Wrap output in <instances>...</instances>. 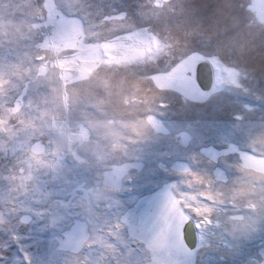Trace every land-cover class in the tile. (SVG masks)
I'll return each mask as SVG.
<instances>
[{
	"label": "rangeland",
	"instance_id": "1",
	"mask_svg": "<svg viewBox=\"0 0 264 264\" xmlns=\"http://www.w3.org/2000/svg\"><path fill=\"white\" fill-rule=\"evenodd\" d=\"M0 264H264V0H0Z\"/></svg>",
	"mask_w": 264,
	"mask_h": 264
},
{
	"label": "snow or ice",
	"instance_id": "2",
	"mask_svg": "<svg viewBox=\"0 0 264 264\" xmlns=\"http://www.w3.org/2000/svg\"><path fill=\"white\" fill-rule=\"evenodd\" d=\"M190 222V218L184 219L181 223H169L168 220H165V223L161 229V234H165V231L169 235H178L181 241H184L185 235H186V228L188 223ZM196 227H199V225H196ZM184 247L187 248L186 242L184 243Z\"/></svg>",
	"mask_w": 264,
	"mask_h": 264
},
{
	"label": "water",
	"instance_id": "3",
	"mask_svg": "<svg viewBox=\"0 0 264 264\" xmlns=\"http://www.w3.org/2000/svg\"><path fill=\"white\" fill-rule=\"evenodd\" d=\"M204 71L206 72L205 78H204L205 82L207 84H209L211 81V78H210V73L207 70V67L204 68ZM187 229H188V235H187V241L186 242L188 245L190 244L193 248L195 246V243H196V232H195V229H194L193 224L191 222H189Z\"/></svg>",
	"mask_w": 264,
	"mask_h": 264
},
{
	"label": "crops",
	"instance_id": "4",
	"mask_svg": "<svg viewBox=\"0 0 264 264\" xmlns=\"http://www.w3.org/2000/svg\"><path fill=\"white\" fill-rule=\"evenodd\" d=\"M123 43H125V48H127L128 49V47H126V45H127V41L125 42V40H124V42ZM129 45H130V43H128ZM105 55L107 54V55H109V52H106V53H104ZM103 54V55H104ZM104 55V56H105ZM106 55V56H107ZM210 65V64H209ZM211 67V72H212V80H211V86L213 87L214 86V84L216 83V81H215V73H214V69L212 68L213 66H210ZM184 241L186 242L187 241V232H186V235H185V239H184ZM187 243V242H186Z\"/></svg>",
	"mask_w": 264,
	"mask_h": 264
},
{
	"label": "bare ground",
	"instance_id": "5",
	"mask_svg": "<svg viewBox=\"0 0 264 264\" xmlns=\"http://www.w3.org/2000/svg\"><path fill=\"white\" fill-rule=\"evenodd\" d=\"M84 56H88L87 54H85ZM186 232H187V235H188V229L186 228Z\"/></svg>",
	"mask_w": 264,
	"mask_h": 264
}]
</instances>
